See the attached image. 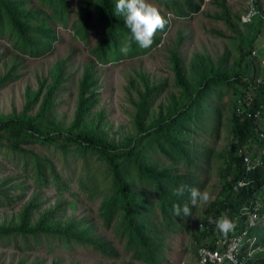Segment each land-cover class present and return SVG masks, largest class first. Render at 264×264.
<instances>
[{
  "label": "trees",
  "instance_id": "1",
  "mask_svg": "<svg viewBox=\"0 0 264 264\" xmlns=\"http://www.w3.org/2000/svg\"><path fill=\"white\" fill-rule=\"evenodd\" d=\"M154 1L162 7L161 14L164 17L165 13H170L176 18L191 19L201 11L206 0ZM253 1L259 14L247 23L241 21V16L238 20L247 28L255 27V35L247 41V47L242 42L237 45L239 55L233 73L225 77V72L220 67L215 68L210 58L201 53H195L192 63L186 66L178 51L183 40L179 36L169 57L173 85L179 90L178 95L167 111L162 109L157 114H152V107L164 93L168 81L161 79L150 87L145 84V90L139 91L137 100L135 99L134 133L124 140L108 139L107 133L102 132V129L97 131L84 125L98 101L93 88L98 79L93 62H89L84 68L77 109L71 124L59 130V122L49 120L51 126L57 128L44 124L51 129L43 132V120L41 124L38 119L43 113L52 115L53 108L56 107L54 100L64 79L62 69L65 63H60L54 77L55 82L47 89L38 115L32 116L30 112L43 95L41 90L35 95L27 92L29 100L20 115L0 117V149H7L19 161H23V167L31 173L36 189L53 186L61 194L68 192L71 179L58 172L48 158L37 155L28 147L38 145L46 149L53 148L63 157L67 168H70L71 162L80 164L79 185L89 201L100 200V216L104 226L114 228L115 236L123 245L124 254L130 256L128 263L124 264H171L163 257L165 231L179 229L188 232L198 207H191L188 191L182 196H176L174 189L183 184L204 190L206 178L202 179L201 175L208 173L213 148L196 143V138L199 131L205 129L214 140L219 138L225 105L223 99L227 88L239 86L243 89L240 94L244 99L240 105L244 113L241 116L233 114L231 119L232 138L228 144L227 169L232 168V176L221 186L222 197L205 208L203 229L197 243L199 247H213V235L216 231L221 234L215 224L209 223V217L218 219L224 214L232 219L242 207L254 203L259 205L261 222L253 230L257 237L255 245L264 247V165L246 173L242 161L244 154L253 155L254 149L264 146L258 136L264 129V113L262 112L263 122L254 118L255 112L264 102V77L260 76L261 63L252 52L257 36L264 32V0ZM117 2L118 0H80V30L86 34L87 30L94 27L93 17L103 28L95 51L97 61L101 64L150 53L161 44L162 36L169 28L168 21L163 31L157 30L151 47L142 49L131 38L124 17L115 14ZM211 4L219 12L209 15V18L230 26L231 15L227 1L211 0ZM41 5L51 9L50 12L44 8L42 10L29 6L25 0H0V40H8L11 49L19 55L40 59L51 54L53 44L57 41L52 25L55 20L61 21L68 17V0H41ZM212 34L227 38L219 31H212ZM125 46L130 48L127 55L121 52V48ZM4 56L5 54L0 53V60ZM19 66L20 64L12 63L0 75V90L20 78ZM246 111L250 116L245 114ZM181 166L184 167L183 172ZM240 181L245 183L239 186ZM16 187L19 185L13 186ZM0 196L8 201L13 200L4 192ZM39 196L40 191L27 200L15 218L0 223V246L7 247L22 241L26 248H30L32 241L36 246L45 243L49 248L52 245L66 249L75 246L90 248L100 257L111 261L120 258L113 242L100 235L91 220L73 216L64 218L66 205L70 203L60 201L43 211V201ZM21 198L22 196H17L18 200ZM186 203L191 207V215L175 216L173 205L179 204L183 208ZM156 209L160 211L165 230L154 225ZM243 219L238 223L240 228L243 226ZM222 236L226 237L224 234ZM250 264H264V252L253 258Z\"/></svg>",
  "mask_w": 264,
  "mask_h": 264
},
{
  "label": "rangeland",
  "instance_id": "2",
  "mask_svg": "<svg viewBox=\"0 0 264 264\" xmlns=\"http://www.w3.org/2000/svg\"><path fill=\"white\" fill-rule=\"evenodd\" d=\"M231 15V25L225 22L213 21L209 15L219 12V9L206 0L201 11L191 19L176 18L172 14H166L169 21V28L162 36L161 44L150 53L133 59H123L119 62L101 64L97 61L95 51L99 45L103 28L98 20L93 17L91 27L86 34L80 30V0H68V17L61 21L55 20L53 29L57 34V41L53 44V51L40 59H33L28 56L19 55L14 52L8 40H0V53L5 54L0 60V75L3 74L12 63L20 64L18 74L20 78L9 86L0 90V117L20 115L28 102L27 92L35 95L43 91L39 102L34 105L30 115L36 116L40 112V104L47 89L55 82L58 66L63 65V82L60 84V92L55 98L56 107L53 114L43 113V132L51 129L49 120L59 122V130L69 126L74 118L77 109V98L80 90V81L84 68L89 62H93L97 74V83L93 87L98 99L94 109L88 115L84 125L86 128H94L97 131L107 133L108 139L115 141L124 140L128 135L134 133L133 115H135V102L139 91H144V85L150 87L161 79L168 82L167 88L152 107V114L158 111H167L172 105L179 90L173 85V74L169 64L171 51L174 49L178 37L183 38L178 46L179 54L186 66L192 63L195 53H201L210 58L214 67H220L227 74L233 73L235 61L239 53L237 45L242 42L247 47V41L253 39L255 27L247 28L240 24L238 17L243 16L249 5V0H226ZM27 5L43 8L50 12L51 9L41 5V0H25ZM160 11L162 7L154 0H148ZM234 27V28H233ZM233 28V29H232ZM82 29V28H81ZM212 31H219L227 36L221 38ZM253 46V54L257 55L261 63L260 76L264 77V32L256 38ZM13 50V51H12ZM212 72V71H210ZM189 76V73H187ZM233 77V76H232ZM231 77V78H232ZM236 89V90H235ZM234 90L236 92H234ZM242 88L239 86L228 87L225 103L222 110L219 138L214 140L207 132L199 131L196 143L210 145L213 148V156L210 161L208 173L201 175L206 178L204 190L209 193L210 199L199 203L189 224L188 232L182 230L165 231L163 246L164 260L171 264H196L197 238H200L202 231V219L205 208L213 201L222 197L221 186L232 176V168L227 169L228 144L231 141L232 116L242 115L237 111L242 101ZM136 99V100H135ZM243 111L244 109L241 108ZM55 114V115H54ZM235 116V117H236ZM40 124V125H41ZM44 124L50 127L46 128ZM209 124V123H208ZM210 125V124H209ZM57 128V127H55ZM54 129V128H52ZM41 157L48 158L56 170L71 179L68 192L58 193L53 186L36 189L31 173L24 169L23 161L7 149H0V193L4 192L13 200L3 199L0 196V223L15 218L22 206L35 193L40 191V200L43 201L41 210L54 207L60 201H67L66 216H73L77 219L87 218L95 225L97 232L106 240L112 241L120 253L118 260H107L91 251L90 248L75 246L66 249L57 245L47 247L45 243L34 245L31 241L30 248H26L22 241L17 244H10L7 247L0 246V264H124L130 260L129 255L123 252V245L115 236L114 228H106L103 224L100 212V200L91 202L87 199L86 193L81 189L78 181L80 164L71 162L65 166L63 157L53 148L46 149L38 145L28 147ZM70 161V160H69ZM68 161V163H69ZM227 169V170H226ZM184 167L181 166V172ZM5 181V182H4ZM7 181V182H6ZM14 185L19 187L13 188ZM17 196H22L20 200ZM156 218L154 225L165 230L162 223L160 211L155 210ZM264 252L263 248L257 251L253 258ZM134 264H138L134 262Z\"/></svg>",
  "mask_w": 264,
  "mask_h": 264
},
{
  "label": "built area",
  "instance_id": "3",
  "mask_svg": "<svg viewBox=\"0 0 264 264\" xmlns=\"http://www.w3.org/2000/svg\"><path fill=\"white\" fill-rule=\"evenodd\" d=\"M252 7H254V1L249 0L248 8L244 12L245 14L241 16L243 23L250 22L254 17L250 21L242 20V17L246 16ZM238 104L237 111L243 114L244 110H240V100ZM262 112L264 113V102L254 114V118H258L260 122H263ZM245 114L250 116L247 111ZM258 136L264 145V129L259 132ZM242 161L246 173H251L258 167L264 165V146L260 149H254L253 155L244 154ZM244 183L240 181L238 185L242 186ZM243 209L247 211L242 212ZM258 209L259 205H255L254 203L242 207L232 219L237 220L239 223L244 218L243 226L241 228L237 226L238 228L228 237H223L222 233L220 234L216 231L212 239L213 247L202 246L197 249L196 264H234V261L235 264H250L254 254L262 250V248L264 250V247H256L257 237L253 234V230L261 223ZM253 217H258V219H254Z\"/></svg>",
  "mask_w": 264,
  "mask_h": 264
},
{
  "label": "clouds",
  "instance_id": "4",
  "mask_svg": "<svg viewBox=\"0 0 264 264\" xmlns=\"http://www.w3.org/2000/svg\"><path fill=\"white\" fill-rule=\"evenodd\" d=\"M115 14L124 17L125 26L130 30L131 38L142 49H148L154 43V36L157 30L163 31L168 23V20L161 14V11L148 0H118L115 5ZM259 13L252 7L246 16L242 17L244 21H250L251 18ZM130 48L125 46L121 48V52L127 55ZM185 191L190 194V205L196 207L202 201L210 199L209 193L206 190H201L196 187L180 185L174 189V195L182 196ZM191 207L188 203L184 204L183 208L179 204L173 205L174 214L180 217L191 215ZM243 209L242 212H246ZM258 219V217H253ZM209 223L215 224L216 228L225 236L233 232L237 226V220L230 219L227 215L222 214L218 219L209 217ZM235 264V261H234Z\"/></svg>",
  "mask_w": 264,
  "mask_h": 264
}]
</instances>
